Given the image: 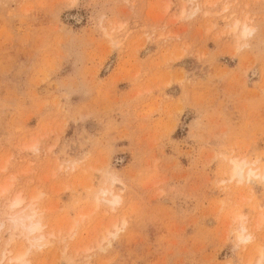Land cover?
Here are the masks:
<instances>
[{
	"label": "rangeland",
	"instance_id": "obj_1",
	"mask_svg": "<svg viewBox=\"0 0 264 264\" xmlns=\"http://www.w3.org/2000/svg\"><path fill=\"white\" fill-rule=\"evenodd\" d=\"M232 159L264 167V0H0V264H257Z\"/></svg>",
	"mask_w": 264,
	"mask_h": 264
},
{
	"label": "bare ground",
	"instance_id": "obj_2",
	"mask_svg": "<svg viewBox=\"0 0 264 264\" xmlns=\"http://www.w3.org/2000/svg\"><path fill=\"white\" fill-rule=\"evenodd\" d=\"M231 30H235V27H232ZM249 32V29H247L246 27H244L243 29V34H247ZM231 166L229 168V179H235L237 182H249L251 180L252 177H259L261 181L264 182V167H262L261 170H258L256 167H250L247 166L246 167V162L242 161V160H237V159H232L231 160ZM115 179L114 177L112 178V180ZM8 185H6V187H1L0 191L3 188V191L5 190L4 188H7ZM7 191V189H6ZM2 192V191H1ZM5 192V191H4ZM109 190L106 188H103L100 191V194L102 196L108 194ZM99 198V197H98ZM96 198V199H98ZM101 199H103L105 202L109 203L110 205H115L118 203L119 198L117 195H112V198H108V197H100ZM23 198L20 197L19 195H16L13 197L12 202H10V207L14 208L16 206H18L19 204H21ZM97 201V200H96ZM29 212L25 211V210H18L19 212H14V214L11 213L10 215V219L9 221L11 222L13 227H21L22 229V233L24 235H31V237H29L28 239L31 240V243H37V245H41L44 242H40V239H42V233L38 234L37 236H33L36 235L34 233H37L40 229H41V224L38 222L39 220H35L34 219V215L37 213L35 208H29ZM238 217H240L241 215L238 214ZM35 220V221H34ZM1 224V223H0ZM1 226V225H0ZM240 231L237 232V239L239 242L241 243H248L251 241L253 235L251 234V231H249L248 227H246L245 224L240 223ZM25 230V231H24ZM22 235V234H21ZM6 251V249H5ZM8 251V250H7ZM9 252V251H8ZM26 250H22V251H17L12 257H8L6 259V261H14L16 264V262L22 261V258L25 254ZM263 255L261 253H259L258 259H257V264H259L260 262H262L261 260L263 259ZM24 260V259H23ZM12 263V262H11Z\"/></svg>",
	"mask_w": 264,
	"mask_h": 264
}]
</instances>
